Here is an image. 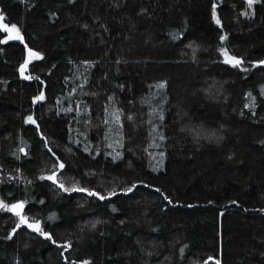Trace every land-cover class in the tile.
Instances as JSON below:
<instances>
[{"label":"trees","instance_id":"1","mask_svg":"<svg viewBox=\"0 0 264 264\" xmlns=\"http://www.w3.org/2000/svg\"><path fill=\"white\" fill-rule=\"evenodd\" d=\"M216 3L223 29L211 18L212 0H0L5 22L16 23L29 47L43 53L26 74L44 81L21 78L23 44H0V198L27 199L30 217L42 219L60 243L71 242L65 252L69 261L264 264V97L259 96L264 66L237 73L217 51L219 35L227 33L223 44L231 54L246 62L264 59V3L253 6L251 18L240 15L246 10L244 0ZM141 8L147 11L140 14ZM172 33L183 35L172 39ZM190 43L198 46L195 62ZM86 60L92 64L84 65ZM84 76V91L98 95H84L79 88L72 93ZM160 81L167 87L153 96ZM41 90L45 100L33 104ZM248 91L257 96L255 117L244 108ZM110 95L125 114L127 137L123 158L115 162L103 154L111 149L102 148L93 159L69 141L72 128L73 138L79 129L87 131L93 145L101 143L103 125L84 120L99 125ZM147 100L163 109L162 122L153 115L167 137L163 142L155 133L154 142L149 135ZM78 102L88 113L75 123V112L59 109ZM29 114L65 161L62 179L67 186L78 182L106 192L144 180L173 203L143 186L128 196L98 201L40 180L55 158L43 148L35 126L24 123ZM129 114L132 121L126 119ZM20 146L30 155L17 153V160L11 153ZM161 151L164 157L158 155ZM161 159L160 170L152 171L150 165ZM51 213L54 220L48 219ZM15 220L0 211V237ZM61 251L22 227L13 240L0 239V264H65Z\"/></svg>","mask_w":264,"mask_h":264},{"label":"snow or ice","instance_id":"2","mask_svg":"<svg viewBox=\"0 0 264 264\" xmlns=\"http://www.w3.org/2000/svg\"><path fill=\"white\" fill-rule=\"evenodd\" d=\"M71 2V0H69ZM244 3L246 5V10L242 11L240 13L241 16L251 18L254 15L253 6L257 3H264V0H244ZM218 4L216 3V0H212L211 4V18L215 23L220 26L221 29H223V25L221 22V18L218 15L217 12ZM147 11L145 8L140 9V14H143ZM51 17H55L56 13L52 12L50 13ZM87 28V25H85ZM107 30V29H106ZM172 39H178L180 35H183L182 33H172ZM219 40L221 41V45L218 47L217 51L219 52L220 56L223 57L222 63L225 65L230 66L231 69H234L237 71V73H249L252 69L257 68L258 66H264V59H259L255 61H245L243 57L231 54L227 47L224 46L223 42L227 40V33L220 34ZM10 41H19L24 46V51L26 52V55L23 59V62L19 64L18 71L22 79L24 80H37L40 81V83H44L43 80H41L39 75H32V74H26L28 73L29 65L33 64V61H38L43 59V53L34 50L33 48L29 47L28 43L25 41V36L22 34L20 27L16 23L8 24L5 22V14L3 12H0V44L7 45ZM187 47L192 49V59L195 62L196 52L198 46H193V44L187 45ZM84 65H91L92 62L90 61H83ZM119 63V61H117ZM249 64V66H245V64ZM35 67V65H33ZM55 67V65H53ZM88 83V77L84 76L82 79V82L77 85L76 87L72 88V93L77 91V88L80 89L82 94L84 95H98V93L94 92H86L84 91L85 85ZM119 87H123V85H120ZM157 89V93L153 94L159 95L160 90L166 89L167 82L166 81H160L155 86ZM70 93L69 95H71ZM245 96L247 98V102L244 103V108L248 109L252 116H256V105H257V96L253 95L252 91H248L245 93ZM259 96L264 97V84L260 85L259 87ZM45 92L43 90L39 91V93L32 97L33 104H36L37 102H41L45 100ZM109 103H106L103 111L104 116L100 118V124L99 125H91L90 119H85L84 123L86 125L100 127V125H103L104 128V136L101 138V143L93 145L92 141L88 138L87 131H80L79 129H76V137L73 138L72 132L73 129H69V141L72 144H75L78 147L82 148V151L84 153H87L88 155L92 156L93 159H95L97 156L101 154V150L103 149H111V151L105 150L103 152L105 157H111L113 162H115L117 159L123 158V149L125 147V140L127 139L125 132H124V123L122 117H124V112L122 108L115 106V100L113 96H108L107 98ZM264 102V101H262ZM57 103H60V100H57ZM144 103L148 104L149 106V119L147 123L150 125V132L149 135L153 137V142L155 141V136L153 133L158 135V138L161 142L165 141L167 137L164 135L162 128L160 125L156 124L153 115H157L159 121L164 120L163 115V109L161 106L157 105L156 107H153L151 105V101L147 100L144 101ZM163 103V101H162ZM59 111H62L65 114H69L72 112H75L76 115L72 117V121L75 123H80V118L82 115L88 113V107L86 105H83L82 102H78L75 107L72 106L71 103L68 104L66 107H61ZM242 116L245 115L243 111L240 113ZM25 124H30L35 126L36 132L39 134L41 141L43 142V148L47 150L48 153H51V156L55 159L51 160L52 167L49 171L42 170L41 175L38 177L40 180L44 181H50L51 184L56 185V187L65 192V193H72V192H79V193H85L88 197H92L98 201H110L111 198L117 197L119 195L128 196L130 193H134L136 190L139 189L140 186H143L144 188H150L154 189L155 192L160 193V195L163 197V200L167 201L168 204H172L173 201L169 195L164 193L159 187H156L154 185L148 184L144 180H137L133 181L130 184H127L123 187H113L111 189H108L106 192H101L95 188L92 187H86L78 182H74L71 186H67L65 182L62 179L63 176V170L66 168V163L64 160H62L55 151H53L52 147L50 146L49 138L48 136L43 132L41 129L40 124L37 122V119L34 118L33 115L29 114L25 116L24 118ZM126 119L129 121L133 120V116L131 114L126 116ZM183 130V129H182ZM212 135H215L213 133ZM83 136L84 139L81 140L80 137ZM194 136L199 139L200 133L197 131L194 133ZM210 137H205V139H209ZM23 141H21V144L23 145ZM261 143H264V141H261ZM153 144H150L149 147H152ZM156 147H159L158 144L155 145ZM66 151L71 152L73 149L71 147L66 148ZM147 152V149H145ZM17 153H23L25 156L30 155V152L26 150L25 146L18 147L17 151L11 153L17 160L21 159V156ZM149 156H153L154 154L149 152ZM158 155L160 157H164L165 153L163 151L159 152ZM231 158V157H229ZM163 165V160L161 159L158 162V165L153 166L150 165L152 168V171H159L160 167ZM16 172H20L19 169L15 170ZM11 179L14 180H20V176H13ZM3 181H0L2 183ZM28 184H31L32 181H27ZM12 193H9V196H11ZM28 201L27 199H15L12 202L7 201L5 198H0V211L2 212H8L11 213L12 216L16 217V220L14 221V226L11 227L10 230L7 231V234L3 237H0V239L11 241L13 240L14 236L18 233V230L22 229V226H25L27 229H29L32 233H35L37 237L43 238L45 241L50 242L52 245H55L56 247L62 249L60 252L61 257L64 258L65 264H90L88 260H82V261H69L68 257L65 255V252H67L69 249L72 248V244L70 241H64L63 243H60L55 238V235L52 231L48 230V226L42 221V219L38 218L37 216H29V214L26 211V205ZM40 203L43 204L44 201L40 200ZM213 203L212 201H209V204ZM231 203H237L236 201H231ZM111 206V205H110ZM112 210L116 211L117 209L112 206ZM247 210V209H246ZM260 211H264V209H261ZM55 213H51L48 216L49 220H54ZM96 223H99V221L92 223L91 227L95 228ZM123 223V221H121ZM25 248L28 247L27 244L24 245ZM185 247H181L180 252L181 254L184 253ZM214 259L213 257H209V260ZM17 264H20V261L17 260ZM203 264H207V261L203 262ZM215 264H221V261L219 259H215Z\"/></svg>","mask_w":264,"mask_h":264},{"label":"water","instance_id":"3","mask_svg":"<svg viewBox=\"0 0 264 264\" xmlns=\"http://www.w3.org/2000/svg\"><path fill=\"white\" fill-rule=\"evenodd\" d=\"M13 42H18L20 43L19 41H13ZM23 228H26L25 226H22ZM27 229V228H26ZM29 232H31L29 229H27ZM32 233V232H31Z\"/></svg>","mask_w":264,"mask_h":264}]
</instances>
